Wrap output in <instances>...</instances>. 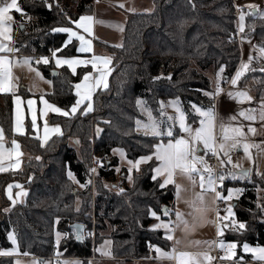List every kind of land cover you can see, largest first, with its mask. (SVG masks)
Segmentation results:
<instances>
[{
  "label": "trees",
  "instance_id": "obj_1",
  "mask_svg": "<svg viewBox=\"0 0 264 264\" xmlns=\"http://www.w3.org/2000/svg\"><path fill=\"white\" fill-rule=\"evenodd\" d=\"M94 1L20 0L23 14L16 12L15 18H28L29 26L23 31L27 34L18 44L19 52L47 54L51 49H59L61 55H79L77 41L65 44L68 34L53 29L68 26L70 19L90 14ZM154 4L149 12H129L121 46H106L112 56V69L107 87L99 88L93 95V109L83 114L84 105L70 116L52 114L51 122L60 125L62 134L54 136L45 146L41 145L30 123L26 134L14 133L13 93H0V125L8 140L16 139L24 152L21 171L0 174V193L15 180L28 187L23 203L10 205L6 201L9 210L0 214V250L13 247L9 239V233L13 232L20 254L47 257L53 252L57 229L66 234L57 251L90 256L91 242L85 236L83 241H77L76 235L72 236V223H83L84 232L91 226L92 197L89 192L74 189L68 172L77 182L86 184L84 175L90 171L95 156L109 155L118 146L126 148L130 159L155 151L154 145L160 137L136 131V120L141 116L137 105L139 97L146 99L156 116L161 114L163 100L178 98L192 120L191 104H205L206 93L212 91L205 71L223 67V80L233 76L241 50L232 0H154ZM243 34L252 39L257 49L264 47L261 12L247 15ZM253 61L255 65L262 59L255 54ZM51 64V60L40 64L53 81V89L46 96L49 101L69 109L77 98L75 84L89 66L72 72L63 65L54 75ZM261 69L250 72L252 77L263 80L258 90L264 89ZM24 91V95L29 94ZM97 127L101 128L99 132ZM65 137H71L75 144L67 143ZM106 164L108 167L101 166L96 178L94 212L96 229L101 224L104 227V223L116 227L111 233V252L143 257L149 253V245L171 247L172 242L163 230L149 228L153 221L150 209L165 214L164 208H173L175 199L173 185L161 188V179H152L158 161L146 162L134 176L133 186L129 190L125 187L120 196L110 195L103 184L115 181L118 158H110ZM7 175L9 178L5 179ZM232 185L241 186L242 192L232 204L234 213L230 219L245 227L241 229L237 224V230H226L222 236L237 243V258L245 256V260H250L241 246L244 242L264 243V179L256 175L246 180L227 178L225 192ZM78 198L81 201L76 208ZM0 264H14L13 257L0 256Z\"/></svg>",
  "mask_w": 264,
  "mask_h": 264
},
{
  "label": "rangeland",
  "instance_id": "obj_2",
  "mask_svg": "<svg viewBox=\"0 0 264 264\" xmlns=\"http://www.w3.org/2000/svg\"><path fill=\"white\" fill-rule=\"evenodd\" d=\"M18 4L20 5V0H17ZM243 2V0H242ZM120 5H123L121 7ZM155 7L154 0H95L93 3V11L90 13V15L96 14L95 19H97V22H94L95 28L97 29V26L99 27L95 38L93 40H96V49L98 48L99 51H107V45H121L123 41V33H124V27L126 24L127 20V15L129 12H136V11H152ZM242 11L249 13V16H251L252 11L249 10L247 12L246 10L244 11L242 7ZM260 12V11H258ZM257 12V13H258ZM15 10H12L10 12V15L13 17L11 23L12 25V31H11V36L12 40L11 41H5V43L8 44L9 47L15 49L13 52H3L0 53V55H5L9 57L13 61V66H12V75H13V81L12 83L16 85L13 91H19V90H27L30 93L34 94V96H40L44 95L47 92H51L52 87H53V81L51 77H49L47 74L44 73V71L41 68L40 64H48L49 60H51V66L52 69H60L55 64V58L56 56H63L59 54V51L57 49H54L53 53H47V54H40V62H34V56L35 52H26V53H21L20 47L18 44L23 42L24 36L27 34H23V31L27 29V26H29V19L28 18H20L16 19L15 18ZM264 13V12H262ZM247 17V16H246ZM246 17H245V29H246ZM70 19L69 25L64 26V27H59V28H71L73 31L76 29L75 23ZM237 25H239V22H237ZM23 26V30H20V27ZM119 26V27H117ZM120 28L123 30L121 31ZM58 29V28H56ZM96 29L94 31H96ZM244 29V31H245ZM243 32L239 31L238 27V34H242V37H247L245 36ZM251 39V38H250ZM69 40V39H68ZM76 42V39H73ZM70 43V42H69ZM254 44V42H253ZM18 46V47H17ZM255 47H257L254 44ZM260 49V48H259ZM254 50L252 60L249 63L248 70L242 75L238 81H237V86L240 90H235V89H230L228 91V94L226 95V98L221 100L220 104H226L227 101H231V104H237V108L235 109L234 113L238 116V120H244L243 124H236L234 127H240L244 133L242 137H240V143L236 147H232L231 145L235 143V141L229 140L225 142V149L224 151H220L219 155L221 157L223 156H229L231 153H235L237 155V162L236 163H227L228 160H224L225 163L219 164L220 167V176H223L224 179L221 181H217V186H220V194L222 197H228L229 195V189H240V192H235L233 191L232 197L230 199H223V201H227L229 205H232L233 202L239 198V195L242 192V187L241 186H229L226 189L225 192V186L224 182L227 178L234 179V180H246L252 175H256L258 177H262L264 179V119H261V114L262 111H264V89L258 90V86L263 84V80L261 79L260 81L256 78V76L252 77L250 75V72L252 70L255 71V69H261L264 68V57L263 54L260 53V51ZM241 50V47H240ZM110 53V52H109ZM111 54V53H110ZM257 54L260 56V60L262 59V62L257 63L254 65V55ZM103 55V54H102ZM65 56V55H64ZM41 57H47V63H45L43 60H41ZM110 57V55H109ZM23 58H30L29 63H23ZM17 61H19L17 63ZM221 69V68H220ZM220 69L215 70L213 67L209 68L208 70L205 71V74L210 78L211 80V87L212 91L210 93H215L217 89V84L223 86H228L230 85V80L232 79L229 78L228 80H223V73L220 71ZM256 70V72H257ZM219 72V79L217 77V73ZM39 73V75H37ZM235 73V72H234ZM76 89V84L74 87V91ZM222 91V88H220ZM97 91V90H96ZM220 91V92H221ZM239 91H244L247 92L248 95L252 97L251 101L236 97V96H229V93H235ZM13 92H2V94H12ZM77 94V92L75 91ZM240 99V101L238 100ZM139 100L143 101L141 105H138V108L140 110L141 116L137 119L141 121V126L138 127L136 123V131L139 133L146 134L147 130L143 128V124L149 122V113L151 114V117L154 118L157 122L160 123L161 130L164 131L165 133L169 128H172L173 131V137L171 139L178 138L181 135H186L180 131L179 127V120H178V113L176 111V107H173L169 102L170 101H175L178 98H169L167 100H163V107L162 111L164 115H159L156 116L154 112L152 111L151 107L147 104L146 99L144 97H139ZM137 99V100H138ZM216 99V95L213 96H206L205 99V104H199L193 102L190 106L191 112H192V117L194 119L190 120L188 117V114L181 102L180 99H178L179 104L178 107L180 110L184 113L185 115V123L187 125H190L193 129L197 128L200 126V120L202 117L200 114L195 110L193 105H195L198 108L201 109H208V108H214V111L217 110L215 107H213V102ZM226 102V103H224ZM85 105V104H84ZM83 105V106H84ZM81 109V108H80ZM70 110V108L68 109ZM249 110H254V111H249ZM244 111L246 115H253L255 116L254 120H249L246 119L245 116L240 117V112ZM76 113V112H74ZM74 113H69L68 115L64 116H70ZM82 113L84 114L85 111L84 109L82 110ZM216 113V135L218 137L217 139V144L223 142L219 139L220 134V128L219 125L221 122H223L222 119V114L218 115L217 111ZM168 117H172L173 119L169 120ZM136 120V122H137ZM224 123V122H223ZM249 128L254 129V132H250ZM97 129H100V127H97ZM62 132V130H61ZM59 135L62 133H58ZM52 135L48 138L47 141L44 140V133L42 134L41 132L35 135L38 139L41 141V145L45 146L46 143L49 140H52L54 136L58 135ZM42 137V139L40 138ZM66 142L69 144H75L73 139L70 137H65ZM160 139L164 141L165 143L168 142L170 137H168L166 134L163 136H160ZM160 143V141L158 142ZM249 145L248 153H245L243 149L244 144ZM77 147L79 148V145L77 144ZM200 148L199 151H197L198 156H203L206 163L213 169V166L211 164V152H205L202 148V145L198 146ZM114 149H122L123 150V155L119 151H114ZM112 150V153L109 155H104V156H95L92 159L91 162V169H95L96 167H101L105 165L108 167L106 164V161L110 158H118V165L114 168L115 173H116V179L115 181H104L103 184L108 188V191L110 195L118 194L119 196L122 195V191L126 187L127 190H129L133 186V179L134 176L139 174L141 167L145 164H142L143 162L140 163L139 168H135L133 165L135 161L138 159H130L127 155V151L125 147L118 146L115 147ZM227 151L228 155H225L224 152ZM155 159V158H153ZM156 160V159H155ZM129 161H132L133 164H129ZM159 163V162H158ZM235 165H239V167H235ZM198 167H202V165H197ZM132 168L131 173H129V169ZM90 169V170H91ZM118 169V170H117ZM241 170H249V175L245 176L242 178V173ZM129 175H131L132 179L129 180ZM98 176V175H97ZM206 177V174H205ZM235 177V178H233ZM5 179L9 178V175L4 176ZM97 178V177H96ZM175 184L173 186L175 187L176 184H179L181 186L180 193H179V199L177 198V189L175 187V199H174V205L173 208L175 209V217H174V223H175V229L173 230V234L171 235L170 232L163 227V224H166L165 221V214L162 212H156L153 209H150V216L153 218L152 223L150 224L149 228L154 229V230H163L165 236L171 235L173 236V239H171V247L168 249L163 248L159 245H149L148 250L149 253L146 256L143 257H134L130 256L128 254H113L111 252L112 249V239H111V233L112 231L116 228L114 225L109 224V223H104L105 226L101 224L99 229H96V224H97V219L95 216L94 212V200L95 196L97 194V185L95 179L94 185L89 184L86 182V184H80L77 182L75 179L74 184L76 190H78L80 193L83 191L89 192L91 197H92V208L90 210V216H91V226L88 225V228H86L84 232L85 238L91 242V248H92V253L90 256H77V255H72V254H63L60 253L59 251H54L52 252L51 255L47 256L44 260L36 257H25V256H18L15 259H13L14 264H60L62 261H80L81 264H171V263H164L166 258H164V255H160L157 253L156 248H160L163 252L164 251H170L173 248H183L185 250H180V251H185V252H191V253H202V252H207L211 257H213L212 261L210 264H264V261H261L259 259H255L253 256V253L251 252H245L244 251V245L248 244L250 248H256V247H264L263 244H250L248 242H244L241 246V250L244 254L250 255V260H245V256H240L237 258V243L231 240H227L223 236L219 238V243L220 241H223L225 245L230 244V243H235L236 248L234 249V255L229 259L227 258V253L226 249H222L219 247L218 243V248L222 250V254L218 256H214L208 252L209 249L214 247V243H207V242H214V209H215V200L214 196L215 193L208 191L204 192V200L201 202L198 197L197 193H200L202 191L199 183V176L194 175L192 179L190 180L187 176L180 174L179 171L174 176ZM215 180V179H214ZM81 185H85L84 187H81ZM260 196V193H258ZM258 196V198H259ZM81 199L78 198L76 200V208L79 207ZM6 200H1L0 201V214L1 212H5V209H8V205H6ZM198 210H203V211H198ZM179 211L183 214V220L188 222V230L185 229V224L183 222L177 221L176 217V212ZM152 212H155L156 215L153 216L151 215ZM232 213H234L232 209ZM226 214V213H225ZM225 218H231V215L227 212V215ZM237 221L232 220V226L233 228L230 230H237ZM153 225H161V227L158 228H153ZM195 225L194 229L192 226ZM240 225V223L238 224ZM229 230V229H228ZM59 232L57 229L55 230V245L59 248V245L61 243L62 238L65 236V234L59 232L62 234L60 243L57 245L56 243V233ZM222 233H225L224 231H221ZM13 234V232H11ZM76 235V230L74 229L72 231V236L75 237ZM100 242V243H97ZM106 241L110 243H106ZM179 241V243H177ZM194 241H200L201 243L196 244L193 243ZM56 247V248H57ZM57 248V249H58ZM179 251V252H180ZM59 253L60 256L68 257L63 260H53L52 256L57 255ZM105 253H110V254H105ZM15 254V253H13ZM104 256H108L109 258L105 260ZM76 257V258H74ZM80 257V258H77ZM201 260L203 258L201 257ZM177 264V260L175 258V263ZM203 264H209V262L204 261Z\"/></svg>",
  "mask_w": 264,
  "mask_h": 264
},
{
  "label": "snow or ice",
  "instance_id": "obj_3",
  "mask_svg": "<svg viewBox=\"0 0 264 264\" xmlns=\"http://www.w3.org/2000/svg\"><path fill=\"white\" fill-rule=\"evenodd\" d=\"M123 7V5H120ZM250 9H252L251 14H255L257 11V8L255 5H248ZM12 10H15L16 12H20L23 14V10L21 9L20 5L18 4L17 0H0V53L3 52H13L15 49L8 46L5 41H11V31H12V25L9 23L12 21L13 17L10 15V12ZM249 15V13L240 12L239 15V31L243 32L245 29V17ZM262 16H264V13H261ZM92 22L93 17L88 15H82L80 16L79 20L73 21L79 28L83 29L85 33H88L89 35L92 33ZM119 27V26H117ZM122 31L123 29L120 28ZM53 31L58 32H65L69 34V40L65 41V44H67L72 37H77L80 41V47L78 51L80 52H91L92 51V42L90 39H86L84 35L79 34L76 31H73L71 28H58L53 29ZM118 47L121 45H117ZM59 51V49H57ZM261 54H264V47H261L259 49ZM41 60H43L45 63H47V57H41ZM252 60V57L249 56V62ZM30 58H23V63H29ZM19 61H17L18 63ZM57 65L60 64H67L70 68L75 71V65L77 64H89L91 63L93 65V68H96L97 62H100L103 64V69H97V71L100 72V75L95 78V82L93 83L90 80L91 73H86L81 83L76 85L77 89V96L79 99L77 100V103L73 105L72 112L74 113L76 111V108L80 103H83L85 100L88 101L87 107L84 109L85 112L91 111L93 109L92 104V92L95 90V88L99 87L101 84H103L104 87H107L106 83V76L108 71V64L111 62L110 58L108 57H101V56H95L93 55L91 60H79L76 58L72 59H57ZM39 63V61H37ZM12 66L13 61L5 56L0 55V92H10L13 91L16 87L15 84L12 83L13 81V75H12ZM248 63L241 64L240 68L235 73V76L232 78L231 83L233 85L237 84L238 79L248 70ZM220 71H223V67H221ZM262 72H264V68L261 69ZM39 75V73H37ZM217 77L219 79V72L217 73ZM154 79H160V77H155ZM221 89L219 87V83L217 84V89L215 93H206V95L213 96L218 95L220 93ZM229 96H236L248 101L252 100V97L248 95L247 92L239 91L229 93ZM16 100L19 101V97H16ZM31 103V102H30ZM143 101L137 100V105H141ZM173 107H176V111L179 114L178 120H179V127L180 131L186 135H181L178 138L171 139L173 137V131L172 128H169L167 132L161 130L160 123L157 122L154 118L151 117V114L149 113V122L144 123L142 126L144 129L147 130L146 134L153 135L155 137H160L163 135H167L170 137L167 143H164L161 141L160 143H157L154 145L155 151L149 155V156H142L134 163L135 168H139V165L141 162H147L148 160H151L153 156L155 157L156 161H158V166L153 169L154 175L152 176L153 180H156L157 177L163 176L165 177L163 180V183L160 184L161 188H164L167 184L173 183L175 184L174 176L177 173V171L180 172V174L187 176L190 180L194 175L199 176V183L202 191L200 193H197L198 199L203 202L204 200V192L211 191L215 193L214 200L215 199H230L232 197L233 191L240 192V189H229V195L228 197H222L220 192L216 191L215 188V180L213 177V169L206 163L203 156H198L196 153L200 150L198 146L202 145V148L205 152H211L213 155H219L220 151H224L225 149V142L232 140L235 141L234 144H232V147H236L240 143V137L244 135L242 129L240 127H232L230 125H226L223 122L220 123V136L219 139L223 142L217 144V135H216V113L214 111V108H208V109H201L193 105L195 110L200 114L202 119L200 120V126L193 129L190 125H187L185 123V115L178 107L179 101L178 99L175 101L169 102ZM44 104L46 105L47 109H51L54 112H62L60 108H57L54 105L48 104L47 101H44ZM161 105L163 107V102H161ZM254 111V110H249ZM64 115H68L69 113L63 112ZM161 115H164L163 112H161ZM241 116H245L246 119L254 120L255 116L253 115H246L244 111L240 112ZM236 117L231 116L229 117V120H234ZM169 120L173 119L172 117H168ZM261 119H264V111H262ZM137 126H141V121L137 120ZM32 126L36 127V119L35 115H33L32 120ZM17 132H22L23 128L22 125L19 122V117L17 118V125L16 129ZM49 131L53 132H60L59 126H55L52 129H49L47 125H45V136L44 139L46 140L48 138ZM100 130L97 129V132ZM250 132H254L255 130L252 128H249ZM12 148L6 149L3 143V130L0 129V172L6 171L5 167L3 166V161L5 159H8L9 161L12 160L13 156H15L16 162L15 164H9L10 168H18L20 161L19 156L22 155V153L19 151V144L13 140L12 141ZM243 149L245 153H248L249 145L244 144ZM114 151H119L123 155L122 149H114ZM225 155H227V151L224 152ZM39 159V158H37ZM225 163L224 160H221V164ZM227 163H231V158L229 157ZM129 164H133L132 161H129ZM202 165V167H198L197 165ZM235 167H239V165H235ZM118 170V169H117ZM91 171H95V169H92ZM132 168L129 169V173H131ZM206 174V177H205ZM248 175L247 170H242V178ZM68 176L70 179H75L73 174L71 172H68ZM129 180L132 179L131 175H129ZM235 178V177H233ZM219 179L222 181L224 179L223 176H220ZM90 183V181H89ZM21 189L20 191L15 193V196L17 198L23 197L27 195V192L23 190L22 186L19 184H9L7 188L8 198L12 202V204L17 203V199L13 198L12 194V188L13 187ZM85 185H81V187H84ZM177 189V198L179 199V193L181 186L179 184L175 185ZM123 191V190H121ZM9 209H5V211H8ZM203 211V210H198ZM229 215H232V206L229 205V208L227 209ZM151 215L155 216L156 213L152 212ZM165 215H167V210L165 211ZM177 221L183 222L185 224V229L188 230V222L183 220V214L179 211L176 212ZM59 219V218H57ZM171 221H169L168 224H163L162 226L167 228L169 232H171L170 228ZM153 228L161 227V225H153ZM195 225L192 226L194 229ZM239 227L242 229L245 227L243 223L239 225ZM218 235H220L219 232V226H218ZM66 235V234H65ZM62 234L57 232L56 233V243L59 245L60 239ZM83 237L79 233V226H77V234L76 239L81 240ZM9 239L12 240L13 244H16V239L14 234L9 233ZM167 239L171 240L173 237L169 234L167 235ZM106 243H110L106 241ZM179 243V241H177ZM193 243L199 244L200 241H194ZM207 243H214V242H207ZM219 247L222 249H226L227 258H231L235 253L234 249L236 248L235 243H230L225 245L223 241H220ZM16 249H10L7 251H4L2 254L9 255ZM157 253L160 255L168 256L171 258L172 256H175L177 260V264H203L204 261L210 262L212 261L213 257H211L207 252L202 253H191V252H185L180 251L176 252L175 249H173L171 252H163L160 248H156ZM244 251L245 252H251L253 253V256L255 259H259L261 261H264V247H256V248H250L248 244L244 245ZM110 254V253H105ZM27 255V253H25ZM59 255V253H57ZM201 257L203 260H201ZM19 264V262H17ZM60 264H81L80 261H62Z\"/></svg>",
  "mask_w": 264,
  "mask_h": 264
},
{
  "label": "crops",
  "instance_id": "obj_4",
  "mask_svg": "<svg viewBox=\"0 0 264 264\" xmlns=\"http://www.w3.org/2000/svg\"><path fill=\"white\" fill-rule=\"evenodd\" d=\"M248 5H255L256 8H257V11L256 12H258V11H260L261 13L264 12V0H243V6L242 7H243L244 11L245 10L247 12H249V10L252 11V9H250L248 7ZM86 15L93 17L92 33L90 35L88 33H85L83 31V29L79 28L76 24H75L76 29H74V30L76 32H78L79 34L84 35L86 37V39H90L91 40V42H92V51L91 52H80V51H78V49L80 47V41H79V39L77 37H72V39L69 42L73 41V39H76V41H77V51H78L79 55H75V56H64V55L63 56H56L54 62L57 65V62L56 61H57L58 58L59 59H72V58H76V59H79V60H91L92 57H93V55H95V56H101V57H108V58H110V61H111L108 64V69H110V71H108L107 76H106V83L108 85L109 76H110L111 69H112V65H111L112 64V60H111L112 59V56L107 51H99L98 48L96 49V46H95L96 45V42H95L96 40H93L95 38L96 32H97V30L99 28L97 26V29H96L95 28V25H94L95 24L94 22H97V19H95L96 14L94 13V15H90V14H86ZM79 18L77 20H79ZM95 29H96V31H94ZM68 39H69V34H68V37H67V41H68ZM239 44H240V47H241V58H240V62L238 64L237 68H236L235 73L240 68L242 62L243 63H248V65H249V63L251 62V61L249 62V56H251V57L253 56L254 50L258 51V49L254 46L252 39L247 38V37H242L241 34H240ZM109 55H110V57H109ZM63 65L68 66L67 64H60V65H57V66L58 67H62ZM84 66H89V70L86 73H91L90 80L93 83L95 82V78L100 75V72L97 71V69H103V67H104L103 64L100 63V62H97L96 68H93V65L91 63H89V64H77V65H75V71L79 67H84ZM69 69L72 72H75V71H73L72 68L69 67ZM235 73H234V76H235ZM85 74H84V76H85ZM84 76L82 77V79L79 82L76 83V85L79 84V83H81V81L83 80ZM236 86L237 85H233L231 82H230V85H228V86H223L222 87L221 85H219V87L222 88V91L218 95H216V99L213 102V107H215L217 109V110H215V112L217 111L218 115L222 114L221 117L223 119L224 124L230 125L232 127H234L236 124H238V122H239V124H243L244 123V120H238V116L234 113V111H235V109L237 108L238 105L237 104H231L232 103V100L231 101H227V103L224 102L226 104H220V103H221V100L222 99L226 98V95L228 94V91L230 89H232V88L235 89V90H240L241 89V88L240 89H236V88H238ZM99 88H104L103 84H101L99 87L95 88V90L92 92V98H93V95L96 92V90H98ZM52 89H53V87H52ZM75 91L77 92V89H75ZM10 92H13V114H12L13 131H14L15 134H19V135L26 134V132H27V124L28 123L31 124L32 129L38 135H39L40 132L42 134L44 133V135H45V125H47V127L49 129H52L55 126H59V128H60V132L59 133H61V127H60V125L58 123H52L51 122V115L52 114H63V112L73 113L71 111L72 110V107H73V105H75L77 103V100L79 99V97L77 96L75 103L70 107V110H68V109H64V108L58 106L57 104L49 101L48 98H47V96H46V94L49 93V92L45 93L44 95H40V96H34V94L30 93L27 90H25L24 92H29L28 95H24L22 93V90H19V91H16V92L15 91H10ZM0 93H2V92H0ZM16 97H19V101L16 100ZM238 100L240 101L239 98H238ZM44 101H47L48 104H51V105L56 106L57 108H60L62 110V112H59L58 113V112L52 111L51 109H47L46 108V105L44 104ZM84 104H85V108H86L87 105H88V101L85 100L83 103H80L78 105V107L76 108V111L75 112H77ZM92 104H93V102H92ZM33 115H35V119H36V127L35 128L32 126ZM231 116H235L236 118L234 120H229V117H231ZM18 117H19V122H20V124L22 125V128H23V131L22 132H17L15 130L16 129V125H17V118ZM240 117H241V115H240ZM0 129H2L1 125H0ZM55 134H58V133L57 132H53V131H49L48 138L50 136H52V135H55ZM40 138L42 139V137H40ZM48 138L46 140L45 139L44 140L47 141ZM14 140L16 141V139H14ZM12 141L10 142L8 140V138L6 137V135L4 133V130H3V143H4V146H5L6 149H11L12 148V146H13L12 145ZM159 141L161 142L162 140L160 139ZM16 142L19 144L18 141H16ZM19 151L22 153V155L19 156V158H18L19 161H20L19 167L18 168H10L9 167V164H15V162H16V159L17 158L15 156H13V158H12L11 161H9L8 159H5L2 162L3 163V166L7 170L0 172V174L6 173V172H10V171L18 172V171H21L23 169V165H24V161H23L24 152L22 151L20 144H19ZM151 154L142 155V156H149ZM142 156H140V157H142ZM140 157H138L137 159H139ZM153 158H155V157L153 156ZM149 161L150 160H148L147 162H149ZM144 163H146V162H143L142 164H144ZM157 166H158V164L156 165V167ZM157 178H160L161 179V183H163V180H164L165 177L159 176ZM9 184H13V185L19 184V185L22 186L23 190H25L27 193H28V187H26L25 184H23V182H21L19 180L11 181V182H9L4 187L3 193L2 194L0 193V201L1 200H6L10 205H13L12 202L9 200L8 193H7V188H8V185ZM168 185H173V183H169L166 186H168ZM20 190L21 189L16 188L15 186L11 190L12 191V194H13V198L14 199H17V203H23L25 201V199H26V196H27L26 195V196L17 198L15 196V193L18 192V191H20ZM170 234L171 235L173 234V230H171ZM10 249H16V250L13 251L9 255L2 254L4 251L10 250ZM173 249L174 248H173V245H172V249L170 251H164V252H171ZM175 250H176V252H179L180 250H185V249H183V248H176ZM13 253H15V254H13ZM19 255H20V253L18 252V249H17V243L16 244H13V247L12 248H9V249H1L0 250V256H11V257H13V259H15ZM104 258H105V260H107L109 257L108 256H104ZM164 258H166L165 260H162V261H164V263H166V262L171 263V264H174L175 263V256H172L171 258H169L168 256H165ZM172 258H174V260ZM42 260H44V259H42Z\"/></svg>",
  "mask_w": 264,
  "mask_h": 264
},
{
  "label": "built area",
  "instance_id": "obj_5",
  "mask_svg": "<svg viewBox=\"0 0 264 264\" xmlns=\"http://www.w3.org/2000/svg\"><path fill=\"white\" fill-rule=\"evenodd\" d=\"M233 5H234V11H235V16H236V24L237 22H239V15L240 12L242 11V6H243V2L242 0H232ZM237 29H238V25H237ZM239 33V32H238ZM237 38L238 41L240 40V34H237ZM54 49H51L50 53H53ZM34 62L39 61L40 62V54L39 53H35ZM229 157L231 158V163H236L237 162V155L235 153H231L229 154V156H223L221 157L220 155H213L211 156V164L213 166V177L215 179V188L216 191L220 192V186H217V181H219V175H220V167L219 164L221 162V160H228ZM100 167H96L95 171H89L87 173H85L84 178L86 180L87 183L94 185L95 183V179L98 175V171H99ZM232 206V205H231ZM229 208V204L227 201H223V199H215V209H214V229H215V233H214V247H212L211 249L208 250V252L214 256H220L222 254V250L220 248H218V243H219V238L223 235V233L221 231H226L228 229H232V220L229 218H225V216L227 215V209ZM226 213V214H225ZM174 217H175V210L173 208H168L167 209V215H165V221L166 224L169 223V221H171L170 224V228L171 230L175 229V223H174ZM218 226H219V232L220 235H218ZM57 246L54 245L53 246V252L57 251ZM19 256H25V257H36V258H40L43 256H36V255H32V254H20ZM46 257H44L45 259ZM65 258L68 257H64V256H60V255H53L52 259L53 260H63ZM76 258V257H74ZM80 258V257H77ZM174 260V258H172Z\"/></svg>",
  "mask_w": 264,
  "mask_h": 264
},
{
  "label": "water",
  "instance_id": "obj_6",
  "mask_svg": "<svg viewBox=\"0 0 264 264\" xmlns=\"http://www.w3.org/2000/svg\"><path fill=\"white\" fill-rule=\"evenodd\" d=\"M21 28H23V26H21ZM52 73L55 75L57 74V70L56 69H53L52 70ZM248 171V175H249V170ZM241 173H242V170H241ZM168 209V207H165L164 208V211H166ZM77 226H79V233L80 235L83 237L81 240H77V241H83L84 239V224L83 223H80V222H74L72 223V227L76 230V234H77ZM41 259H44V257H41Z\"/></svg>",
  "mask_w": 264,
  "mask_h": 264
},
{
  "label": "bare ground",
  "instance_id": "obj_7",
  "mask_svg": "<svg viewBox=\"0 0 264 264\" xmlns=\"http://www.w3.org/2000/svg\"><path fill=\"white\" fill-rule=\"evenodd\" d=\"M89 172V171H88ZM87 173V172H86Z\"/></svg>",
  "mask_w": 264,
  "mask_h": 264
}]
</instances>
